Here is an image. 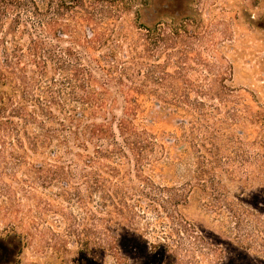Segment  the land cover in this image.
<instances>
[{
	"label": "rangeland",
	"instance_id": "1",
	"mask_svg": "<svg viewBox=\"0 0 264 264\" xmlns=\"http://www.w3.org/2000/svg\"><path fill=\"white\" fill-rule=\"evenodd\" d=\"M75 1L68 14L79 16L67 17L70 31L99 30L109 39L102 52L117 45L120 58L132 56L131 47L143 52L145 31L137 28L142 8L146 21L159 22V55L147 63L161 66L166 81L159 91L181 100L177 115L161 119L156 129L191 144L192 155L177 166L181 182L185 163L194 172L207 161L212 207L197 200L189 209L193 238L182 235L174 253L155 252V230L162 229H148L143 219L121 226L103 222L96 193L91 200L84 187L63 190V179L55 181L49 171L50 154L34 153L16 130L1 127L0 251L12 259L9 264H264V0ZM84 14L95 22H82ZM111 14L121 20L99 22ZM109 89L119 98L118 87ZM198 104L207 117L200 118ZM120 106L119 98L117 114Z\"/></svg>",
	"mask_w": 264,
	"mask_h": 264
},
{
	"label": "trees",
	"instance_id": "2",
	"mask_svg": "<svg viewBox=\"0 0 264 264\" xmlns=\"http://www.w3.org/2000/svg\"><path fill=\"white\" fill-rule=\"evenodd\" d=\"M70 3L76 1L0 0V128L16 130L34 153L48 152L49 171L55 181L63 179V190L84 187L91 200L96 193L103 222L121 226L143 219L148 229H162L155 230L154 251L174 253L182 235L197 233L189 216L192 204L199 200L207 209L212 200L207 161L194 172L191 162L185 163L181 182L177 166L192 155L191 144L180 145L178 137L156 129L161 119L177 115L181 100L175 92L159 91L166 81L161 66L147 63L159 55V22L146 21L142 8L137 28L145 31L143 52L131 47L132 56L127 52L120 58V46L102 52L109 39L99 30L83 33L78 26L70 31L67 17L79 16L75 10L68 14ZM155 14L158 18L160 12ZM79 19L96 20L92 14ZM109 19L118 22L121 16H103L99 22ZM112 84L120 90V114ZM196 107L200 118L208 116L202 104ZM185 124L193 130L190 120ZM175 237L177 245L167 243ZM0 257V264L12 261L1 251Z\"/></svg>",
	"mask_w": 264,
	"mask_h": 264
}]
</instances>
